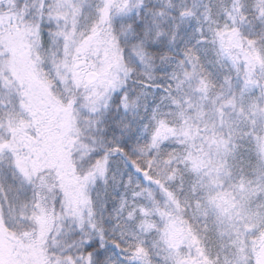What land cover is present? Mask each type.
Instances as JSON below:
<instances>
[{
	"label": "snow or ice",
	"instance_id": "obj_1",
	"mask_svg": "<svg viewBox=\"0 0 264 264\" xmlns=\"http://www.w3.org/2000/svg\"><path fill=\"white\" fill-rule=\"evenodd\" d=\"M0 264H264V0H0Z\"/></svg>",
	"mask_w": 264,
	"mask_h": 264
}]
</instances>
